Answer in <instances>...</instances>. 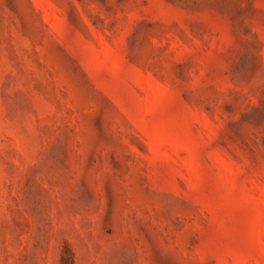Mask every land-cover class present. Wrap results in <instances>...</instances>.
<instances>
[{"label":"rangeland","instance_id":"obj_1","mask_svg":"<svg viewBox=\"0 0 264 264\" xmlns=\"http://www.w3.org/2000/svg\"><path fill=\"white\" fill-rule=\"evenodd\" d=\"M0 264H264V0H0Z\"/></svg>","mask_w":264,"mask_h":264}]
</instances>
